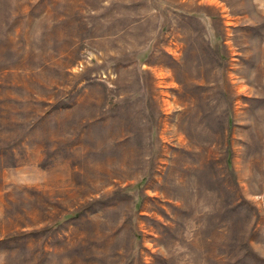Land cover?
Masks as SVG:
<instances>
[{"label": "rangeland", "instance_id": "1", "mask_svg": "<svg viewBox=\"0 0 264 264\" xmlns=\"http://www.w3.org/2000/svg\"><path fill=\"white\" fill-rule=\"evenodd\" d=\"M0 264H264V0H0Z\"/></svg>", "mask_w": 264, "mask_h": 264}]
</instances>
